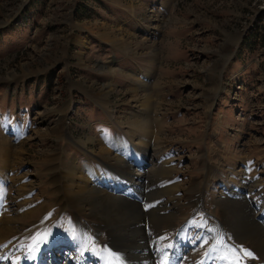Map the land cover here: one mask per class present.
<instances>
[{
	"label": "rangeland",
	"instance_id": "obj_1",
	"mask_svg": "<svg viewBox=\"0 0 264 264\" xmlns=\"http://www.w3.org/2000/svg\"><path fill=\"white\" fill-rule=\"evenodd\" d=\"M118 151L142 173L140 210L77 214L63 175L104 172L101 189L126 199L105 165ZM0 177L5 264H105V249L171 264L176 240L183 264L209 251L221 264L219 234L241 264H262L249 237L260 225L264 239V0H0ZM241 208L256 224L226 212ZM127 223L143 230L139 261L108 245Z\"/></svg>",
	"mask_w": 264,
	"mask_h": 264
},
{
	"label": "bare ground",
	"instance_id": "obj_2",
	"mask_svg": "<svg viewBox=\"0 0 264 264\" xmlns=\"http://www.w3.org/2000/svg\"><path fill=\"white\" fill-rule=\"evenodd\" d=\"M150 103H148L147 105H149ZM151 106V105H150ZM144 113L146 114L145 116H147L149 114L150 111H145V109L143 110ZM142 111V112H143ZM148 119V118H147ZM148 123V122H147ZM142 126V128L144 127V124L141 120L136 121L135 125L136 127L138 125ZM50 131V130H49ZM52 131V130H51ZM160 141L156 142L158 143V146L161 145ZM2 145V144H1ZM155 145V144H154ZM4 146V145H3ZM156 147V145H155ZM4 150V149H3ZM139 151V150H138ZM104 152V151H103ZM119 152V151H118ZM140 155L142 157V155L146 152H142L139 151ZM6 154H8V152H6ZM122 151H120L118 153L117 156L121 155V158L116 157V159H114V163L113 164H109L108 162L105 164L106 168H110L111 170H115L118 171L121 174V177L123 178V184L129 189V194L128 195H122V196H126V199L121 197V195H115V191L109 192L107 190L101 189V185L100 183L109 178L107 176V174H105L104 172L100 173V172H95V171H89L86 175H73L75 174V170L78 171V169L76 167H69L67 170V173H63V179L66 182V188H65V197L67 198V202L70 203L71 206H73L77 212V214L79 215H87L90 217H95L98 214H102L103 212H105L108 208L111 207L112 203L115 206H119V207H123V208H128L129 210H134V211H138L140 210L139 206L135 203V199L134 198L136 196V194L131 195L130 193H133V188L135 187L134 184V179H137L139 182L140 177L139 175H142V173H139L138 171H136V174L134 175V173H131V168L130 166H128V162H126L125 157H127V154H125L123 157L122 156ZM11 155V154H10ZM145 155V154H144ZM143 155V156H144ZM4 159V158H3ZM13 160H8L7 163L14 165V163L12 162ZM168 162V161H167ZM166 163V162H165ZM9 165L4 164L3 167H5L6 169L9 167ZM166 167L165 169L167 170V172H169L172 167L169 166V162L165 164ZM162 166V165H161ZM50 168H54L53 164H50ZM161 169V168H160ZM106 170V169H105ZM211 170V168H209V171ZM103 171V170H102ZM145 171V170H144ZM212 171V170H211ZM107 172V171H106ZM134 172V170L132 171ZM149 172V171H148ZM52 173H55L54 171ZM144 173V172H143ZM207 173H211V172H207ZM2 175V174H1ZM2 178V177H0ZM208 178V177H207ZM54 179L58 180V177H54ZM69 182H71V184H69ZM142 182V181H141ZM121 183V184H122ZM124 186V187H125ZM141 186V185H140ZM131 188V190H130ZM138 188V186L136 185V189ZM135 189V190H136ZM170 189V188H169ZM115 190V189H114ZM177 190V188H173V192H175ZM141 195H139L142 198V193H140ZM174 194V193H173ZM173 194L170 195V199L171 201L169 202L170 204H174L175 199ZM150 198V197H149ZM145 199V196H144ZM146 201V200H145ZM204 202V201H203ZM232 205L234 204L233 201L231 202ZM160 203H158V207L159 208H164L165 206L163 204H161L159 206ZM167 204V203H166ZM68 205V204H67ZM231 205V204H229ZM237 205V204H234ZM157 206V204H156ZM175 206V205H173ZM239 207V206H238ZM243 207V206H242ZM158 208V209H159ZM167 208V207H166ZM170 210V209H169ZM227 210V209H226ZM224 210V212L226 211ZM163 211V210H162ZM166 211V210H165ZM232 211V210H231ZM229 215H231L232 218H243V219H247L250 222L248 223H255V216L256 214H252L250 209H236L234 212H230L229 210L226 211ZM249 212V213H248ZM110 213V212H109ZM174 215V214H173ZM101 216V215H100ZM106 217H109V214L104 215ZM127 216V215H126ZM140 216V215H139ZM165 216H167L166 220H169L170 214H165ZM175 217V216H174ZM175 219V218H174ZM126 220V219H125ZM171 220V219H170ZM103 221V220H102ZM235 221V220H234ZM126 222V221H125ZM237 222V221H236ZM6 222H0V243L7 241L6 238H8L9 236L13 235L14 229L11 227H8V225H6ZM104 223V222H103ZM109 223V222H108ZM124 223V222H123ZM125 224V223H124ZM135 224H137L135 222ZM123 225V224H122ZM121 225V226H122ZM248 225V224H247ZM137 225L132 226L131 224L127 223L124 226V229L121 231H117L114 227L109 226L110 228V240H109V247L114 248L115 251L117 253H119L120 255L123 254L125 258H130L131 260H137L139 261L140 259V255H137V248H140L141 246H139V242H142V229L140 227H136ZM219 227V226H218ZM217 228V227H216ZM214 229V228H213ZM262 226L260 225H256L252 230H255V234L258 232V237L255 239H250L249 237V242L254 246V248H256V250H263L264 249V239H261V232H262ZM216 230V229H215ZM251 230V231H252ZM158 233L157 235L161 234V230L158 228ZM133 232L135 233V237H137V235L140 237L139 240L137 239H133L131 236H129V233ZM120 233V234H117ZM132 233V234H133ZM247 233V232H246ZM251 233V232H250ZM39 234V233H38ZM141 234V235H140ZM217 234V233H216ZM226 234V233H225ZM245 235V234H244ZM251 235V234H250ZM37 236V235H35ZM216 236V235H215ZM41 237V236H40ZM255 237V236H254ZM13 238V237H12ZM245 239V238H244ZM13 241V240H11ZM175 241V240H174ZM213 241V240H212ZM211 241V242H212ZM10 242V241H9ZM216 242V241H215ZM214 242V243H215ZM118 243H125L124 244V248H129V250H131V253L136 254L135 256L132 255H128L120 250H118L116 248V246H118ZM52 244V242L50 241V245ZM7 245V244H6ZM249 245V244H248ZM182 247V243L178 242L177 240L175 241L172 251H175L177 253V257L171 258L169 260H174L171 264H181L182 261L185 259L184 257V250L181 248ZM134 249V250H133ZM141 249V248H140ZM169 249V248H168ZM122 250V249H121ZM141 252V251H140ZM262 252V251H261ZM264 252V251H263ZM5 253V252H4ZM215 253V252H214ZM167 254H169V252H167ZM7 256V255H6ZM212 253L209 251L207 252V254L204 256L203 258V262H201V264H210V262L212 260H214L212 258ZM264 257V256H263ZM106 256H104V260H105ZM6 259V258H5ZM181 259V260H180ZM234 260L238 261V264H241V262L238 260V258L235 256L233 257ZM39 260V258H38ZM130 260V261H131ZM3 261L1 264H5V260H0ZM220 261V260H219ZM261 262V261H260ZM264 263V261H263ZM262 263V264H263ZM123 264V263H122ZM183 264V263H182ZM258 264V263H257Z\"/></svg>",
	"mask_w": 264,
	"mask_h": 264
},
{
	"label": "snow or ice",
	"instance_id": "obj_3",
	"mask_svg": "<svg viewBox=\"0 0 264 264\" xmlns=\"http://www.w3.org/2000/svg\"><path fill=\"white\" fill-rule=\"evenodd\" d=\"M226 239L223 234H219V245L214 246L213 251H216L219 253V260L221 264H238L237 260H234L233 257L237 255V251L234 248H231L227 245ZM89 238H85V243H88ZM50 243V240L48 238V235H43L42 237L34 238V244L29 247V251L33 253L32 257L35 259V252L40 251V246ZM34 249V251H33ZM243 252L244 255L252 256V253L250 251L246 250H240ZM105 252L107 253V256L105 258V264H120V258L111 252H108L107 249H105Z\"/></svg>",
	"mask_w": 264,
	"mask_h": 264
}]
</instances>
